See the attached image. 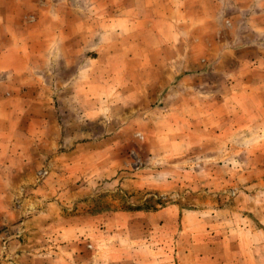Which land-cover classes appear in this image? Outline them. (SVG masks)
<instances>
[{"label":"rangeland","instance_id":"obj_1","mask_svg":"<svg viewBox=\"0 0 264 264\" xmlns=\"http://www.w3.org/2000/svg\"><path fill=\"white\" fill-rule=\"evenodd\" d=\"M26 1L29 5L12 14L11 20L7 18L9 23H23L21 28H27L38 16L46 29L32 33L29 27L25 35L47 37L48 28H55L61 38L46 67L24 72L26 85L42 89V108L60 132L56 160L48 163L45 159L33 178L38 184L47 177L62 183L61 178L68 175L73 187L90 191L89 201L78 199L80 194L69 200L63 206L65 214L164 210L175 214L176 224L177 214L209 216L235 198L250 195L249 188L256 184L264 193V159L259 170L230 176L223 169L231 159L224 143L219 147L212 141L209 146L212 133L224 131L225 100L233 95L228 103L231 115L245 112L248 97L226 94L224 88L260 85V66L256 70L242 66L239 71L238 62L224 55L229 29L186 31L188 37L182 44L181 39L166 37L165 30L138 29L134 35L128 27L113 23L103 10L116 0H47L55 8L47 15L31 9L33 0ZM238 125L235 134L232 128L228 146L235 147L234 151L251 149L257 126ZM70 149L72 161L67 163L71 166L65 169L66 158L61 156ZM233 161L238 166L239 153ZM228 178L233 185L224 183ZM36 203L22 209L17 229H0V264H36L38 258L47 263L53 257L55 263L64 264L67 259L82 264L91 243L76 226L64 243L61 238L47 243L62 248H53L55 253L49 252L48 257L30 256L22 250L20 246L27 241L23 220L44 210L42 201ZM138 218L132 230L161 227L156 221ZM197 219L185 224L195 227ZM78 223L81 219L74 221ZM102 224L105 232L110 223L104 219ZM104 234L110 235L101 236L99 245L107 248L115 243L114 234Z\"/></svg>","mask_w":264,"mask_h":264},{"label":"crops","instance_id":"obj_2","mask_svg":"<svg viewBox=\"0 0 264 264\" xmlns=\"http://www.w3.org/2000/svg\"><path fill=\"white\" fill-rule=\"evenodd\" d=\"M33 1L31 9L38 14L47 15L51 9L55 10L51 1ZM28 5L26 0H0V229H17L22 209L42 201L44 210L23 220V236L27 241L20 247L30 256L39 254L45 258L49 252L55 253L53 248L61 246L47 243L54 239L59 242L58 238L64 243L76 226L77 231L91 239L87 241L91 243V251L84 252L82 264H264V193L260 192L259 184L249 188L250 195L235 198L223 208L214 209L209 216L177 214L175 224V214L170 216L164 210L143 214L114 212L106 216L88 212L67 215L63 206L70 204L69 200L78 194L81 195L78 199L89 201V188L73 187L68 175L61 178L64 179L62 183L50 177L36 183L33 177L42 162L46 159L51 163L57 158L60 132L42 108V89L26 85L24 72H36L46 67L61 38L56 35L55 28H48L47 37L25 35V29L29 27L33 28L32 33L46 29L38 16L33 26L27 28H21L23 23H9L12 14ZM104 12L110 15L113 23L128 27L134 35L138 29L152 31L157 28L165 30L166 37L181 39L182 44L188 37L186 31L190 34V31L211 28L229 29L230 38L225 42V48H229L224 55L238 62L239 71L242 66L255 70L260 66V85L224 88L226 94L238 93L240 99L248 97L244 103L245 112L231 115L228 103L233 95L225 100L224 131H214L209 146L212 141L219 147L224 143L226 156L228 153L231 159L226 160L223 169L230 176L259 170L260 160L264 159V0H116ZM238 124L257 126L251 149L238 147L239 151H234L235 147L228 146L232 128L235 134L234 126ZM200 137L206 136L200 133ZM72 152L70 149L61 156L66 158L65 169L71 166L67 162L72 161ZM237 153L241 161L234 166L233 157ZM244 158H247L245 162ZM229 178L224 183L233 185L232 177ZM138 217L156 221L161 227L132 230ZM197 217L195 227L185 224L190 219L195 222ZM79 219L81 225H74ZM104 219L110 223L105 232L114 234L111 237L115 240L107 248L99 245L103 237L110 235L104 234ZM55 259L53 257L47 263H59H55ZM35 263L47 264L39 258ZM62 263L72 264L67 259Z\"/></svg>","mask_w":264,"mask_h":264},{"label":"built area","instance_id":"obj_3","mask_svg":"<svg viewBox=\"0 0 264 264\" xmlns=\"http://www.w3.org/2000/svg\"><path fill=\"white\" fill-rule=\"evenodd\" d=\"M5 247V246H4Z\"/></svg>","mask_w":264,"mask_h":264}]
</instances>
